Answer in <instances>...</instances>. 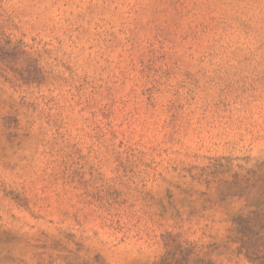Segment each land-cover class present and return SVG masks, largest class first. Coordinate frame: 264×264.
<instances>
[{
    "label": "rangeland",
    "instance_id": "374dc122",
    "mask_svg": "<svg viewBox=\"0 0 264 264\" xmlns=\"http://www.w3.org/2000/svg\"><path fill=\"white\" fill-rule=\"evenodd\" d=\"M0 264H264V0H0Z\"/></svg>",
    "mask_w": 264,
    "mask_h": 264
}]
</instances>
